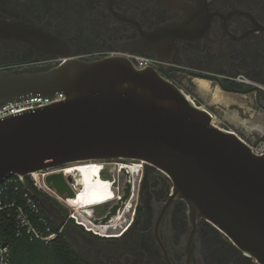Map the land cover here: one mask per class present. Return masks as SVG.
Instances as JSON below:
<instances>
[{
  "label": "flooded vegetation",
  "instance_id": "af4514ba",
  "mask_svg": "<svg viewBox=\"0 0 264 264\" xmlns=\"http://www.w3.org/2000/svg\"><path fill=\"white\" fill-rule=\"evenodd\" d=\"M131 51L159 60V74L210 109L216 124L251 140L264 130V0H0V74L55 67L65 60L57 53L92 62L129 58ZM218 92L238 104L213 103ZM108 162L143 165V178L135 183L136 218L130 226L123 223L117 233L127 230L120 238H99L68 222L66 238L86 264H258L214 225L192 219L187 204L173 197L166 173L141 161ZM103 177L91 195L105 194L85 203L84 215L95 224L117 212V196H131L130 187L118 195L106 183L112 179ZM39 198L53 223L68 219L58 202ZM105 206L110 208L102 212Z\"/></svg>",
  "mask_w": 264,
  "mask_h": 264
},
{
  "label": "water",
  "instance_id": "95a60500",
  "mask_svg": "<svg viewBox=\"0 0 264 264\" xmlns=\"http://www.w3.org/2000/svg\"><path fill=\"white\" fill-rule=\"evenodd\" d=\"M57 56L64 62L49 69L0 74V106L36 95L66 97L0 118V184L77 164L145 162L170 177L173 197L187 204L192 219L208 221L264 264V156L248 145L264 139V130L251 140L216 127L209 111L130 58ZM47 182L74 197L62 174Z\"/></svg>",
  "mask_w": 264,
  "mask_h": 264
},
{
  "label": "built area",
  "instance_id": "2783aa9c",
  "mask_svg": "<svg viewBox=\"0 0 264 264\" xmlns=\"http://www.w3.org/2000/svg\"><path fill=\"white\" fill-rule=\"evenodd\" d=\"M129 58L139 69L151 67L158 73H161L162 63L154 57L147 55H129ZM64 99H66V97L63 93H57L54 97L36 95L20 100H10L0 106V118L19 111L60 102ZM191 101L196 104L194 100L191 99ZM212 117L213 124L216 127L226 129L216 124L217 118L213 114ZM226 130L231 131V129ZM248 145L253 155L264 156V139H260L256 143ZM94 164L98 170L97 175L94 176L93 179L99 180L101 175L110 177L112 181L106 183L115 188L118 195L121 192L124 194V190L130 187V200L122 201V196H117L116 198L121 205L117 212L108 218L105 223L95 224L84 215L87 205L83 204L81 199H79V196L84 193L82 183L80 184L75 177L65 176L63 173L66 169L65 167L53 171L32 173L23 179L16 175H12L0 184V214H4L7 219L14 220L16 237L19 239H26L30 242L49 244L56 241L61 235H65L68 222H74L77 226L84 228L87 233H91L96 237L120 238L127 230L126 227L122 232L117 233L121 229L123 223L129 221L128 226H130L136 218L139 193L138 190H136L135 183L137 179L141 180L143 178V165L141 163L126 164L119 162L114 164L108 161L94 162ZM88 165L91 166L90 163H88ZM54 174H62L68 182L70 181L69 183L74 193L73 198L66 194H58L57 191L48 184V177ZM34 195L38 197L46 196L58 202L63 209L69 211L68 219L58 224L53 223L49 217L46 216ZM116 198L114 199L116 200ZM77 201H80L81 204L73 203ZM109 201L111 200L98 203V205H104ZM79 217L82 219L85 218L96 225L97 229L91 231L80 223ZM0 264H12L10 246L1 241Z\"/></svg>",
  "mask_w": 264,
  "mask_h": 264
},
{
  "label": "trees",
  "instance_id": "16d2710c",
  "mask_svg": "<svg viewBox=\"0 0 264 264\" xmlns=\"http://www.w3.org/2000/svg\"><path fill=\"white\" fill-rule=\"evenodd\" d=\"M227 91L237 92L235 88H228ZM104 194L97 191L94 196ZM0 241L10 246L12 264H86L70 245L66 235H61L49 244L19 239L15 235L14 220L7 219L4 214H0Z\"/></svg>",
  "mask_w": 264,
  "mask_h": 264
},
{
  "label": "bare ground",
  "instance_id": "6f19581e",
  "mask_svg": "<svg viewBox=\"0 0 264 264\" xmlns=\"http://www.w3.org/2000/svg\"><path fill=\"white\" fill-rule=\"evenodd\" d=\"M201 82L202 81H200V83ZM200 85L205 87L206 89L209 88V85L206 84V83H202ZM226 95L227 94L218 92V96L220 97V100L217 101V103L221 104V103H224V102H229L230 101V97H227ZM65 168H66L65 169L66 171L64 170V172H63L65 174V176L75 177L80 184L82 183V187H84L85 196H84V193H82L79 196V199H81L82 203L85 204L87 199L92 198L91 190H92L93 186L98 183V180H94L93 179V177L97 175L98 168L95 167L94 164H92L91 166H89L88 164H77V165H72V166H68V167H65ZM73 203L81 204L80 201L73 202Z\"/></svg>",
  "mask_w": 264,
  "mask_h": 264
},
{
  "label": "rangeland",
  "instance_id": "374dc122",
  "mask_svg": "<svg viewBox=\"0 0 264 264\" xmlns=\"http://www.w3.org/2000/svg\"><path fill=\"white\" fill-rule=\"evenodd\" d=\"M227 97H230V101L229 102H225L226 104V106H232L233 104L235 105L236 103H237V100L233 97V96H230V95H226ZM214 98H215V96H213V103H217L215 100H214ZM217 100H220V97L219 98H217ZM235 100V101H234ZM225 118H227L228 120H233V119H235L236 118V116H234V115H226L225 116ZM241 120V119H240ZM261 125L263 126L264 125V118H262L261 119ZM260 127V126H259ZM261 128V127H260ZM92 164H94V163H92ZM91 163H90V165H92ZM95 165V164H94ZM103 178H106V179H109L110 177H108V176H106V177H103ZM92 196V198L94 197V195H91ZM109 206H105L104 207V209H103V211L102 212H107L108 210H109ZM101 210V209H100ZM66 213H69V211L68 210H64Z\"/></svg>",
  "mask_w": 264,
  "mask_h": 264
}]
</instances>
